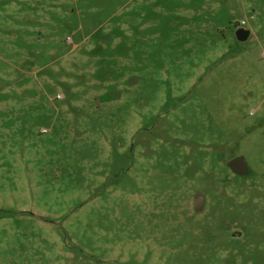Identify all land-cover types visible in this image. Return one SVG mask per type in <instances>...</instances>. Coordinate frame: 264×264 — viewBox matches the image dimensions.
Here are the masks:
<instances>
[{"label": "rangeland", "instance_id": "1", "mask_svg": "<svg viewBox=\"0 0 264 264\" xmlns=\"http://www.w3.org/2000/svg\"><path fill=\"white\" fill-rule=\"evenodd\" d=\"M0 264H264V0H0Z\"/></svg>", "mask_w": 264, "mask_h": 264}, {"label": "water", "instance_id": "2", "mask_svg": "<svg viewBox=\"0 0 264 264\" xmlns=\"http://www.w3.org/2000/svg\"><path fill=\"white\" fill-rule=\"evenodd\" d=\"M250 32L251 31L249 29L239 28L237 30V37L239 40H246L249 37ZM227 165L231 168L234 173L240 176H248L252 172L246 158L242 155L230 159Z\"/></svg>", "mask_w": 264, "mask_h": 264}, {"label": "flooded vegetation", "instance_id": "3", "mask_svg": "<svg viewBox=\"0 0 264 264\" xmlns=\"http://www.w3.org/2000/svg\"><path fill=\"white\" fill-rule=\"evenodd\" d=\"M250 33H251V32H250ZM249 36H250V35H249ZM248 38H249V37H248ZM248 38H247V39H248ZM247 39H246V40H247Z\"/></svg>", "mask_w": 264, "mask_h": 264}]
</instances>
